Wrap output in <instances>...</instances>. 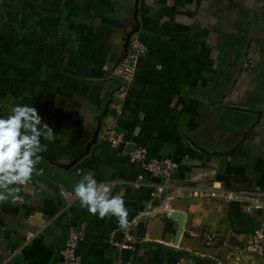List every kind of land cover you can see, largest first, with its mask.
I'll use <instances>...</instances> for the list:
<instances>
[{"label":"crops","instance_id":"obj_1","mask_svg":"<svg viewBox=\"0 0 264 264\" xmlns=\"http://www.w3.org/2000/svg\"><path fill=\"white\" fill-rule=\"evenodd\" d=\"M250 14L264 8L255 0H0V116L34 106L56 135L42 139L43 174L21 186L24 202L0 203V259L59 264L78 231V264H220L264 228V208L249 199L264 193V26ZM130 32L146 52L124 83L112 71ZM248 46L256 57L250 50L234 66L227 49ZM107 129L120 147L102 138ZM139 150L146 163L130 160ZM166 161L175 164L166 178L145 168ZM89 171L123 195L130 228L81 206L74 186ZM174 214L182 215L177 241ZM240 264L264 259L241 252Z\"/></svg>","mask_w":264,"mask_h":264},{"label":"clouds","instance_id":"obj_2","mask_svg":"<svg viewBox=\"0 0 264 264\" xmlns=\"http://www.w3.org/2000/svg\"><path fill=\"white\" fill-rule=\"evenodd\" d=\"M42 139L51 142L56 135L36 107L16 105L7 116H0V203L22 204L21 186L28 185L34 175L43 174V169L37 168L40 153L48 150ZM74 194L92 215L101 219L115 216L122 226L128 223L123 195H113L111 186L98 183L92 172L74 186Z\"/></svg>","mask_w":264,"mask_h":264},{"label":"built area","instance_id":"obj_3","mask_svg":"<svg viewBox=\"0 0 264 264\" xmlns=\"http://www.w3.org/2000/svg\"><path fill=\"white\" fill-rule=\"evenodd\" d=\"M145 52L146 43L139 37L132 35L127 45L126 56L114 67L112 76L122 80L124 83L131 82L136 75L138 63L144 56ZM102 138L108 140L114 148H118L122 145V141L112 130L107 129L104 136L102 135ZM130 160L132 162L139 161L141 163H146V152L144 150L131 152ZM145 168L149 172H158L166 178L175 168V164L172 161H166L165 166L160 168L156 163L149 162L148 164H145ZM163 188L164 186L161 185L157 187V190L161 192ZM60 192L63 194V191ZM261 198H264L263 192L253 194L249 199L264 204V202L261 201ZM148 209L151 210L152 207L148 206ZM130 224L131 223L128 222L123 228H130ZM125 231L127 233V230ZM203 235L206 244H214V240L210 236ZM80 241L81 236L78 231H70L68 233L62 248L59 250V264H78L76 251ZM241 252H247L264 259V228L256 229L252 233L246 235L245 239L241 241L239 251H232L226 259L220 260V264H240ZM0 264H6V261L0 259Z\"/></svg>","mask_w":264,"mask_h":264},{"label":"rangeland","instance_id":"obj_4","mask_svg":"<svg viewBox=\"0 0 264 264\" xmlns=\"http://www.w3.org/2000/svg\"><path fill=\"white\" fill-rule=\"evenodd\" d=\"M255 2H259L260 5L264 8V0H255ZM249 19H250V22H251V20L253 21L255 19V16L250 14L249 15ZM255 22H256L255 25L258 24V23H261L264 26V15L261 16L260 18L259 17H256ZM257 48H258L257 46L231 48L232 50L229 48V50L227 49V52H226L227 53V58L228 57L229 58H233L234 66L236 64H238L237 66H240V65L243 64V62H242L243 59L244 58H247V55L249 54V51L250 50H252L254 56L257 54ZM263 53H264V47H263ZM263 57L264 56H261V58H263ZM240 60H241V62H239ZM236 74H237V71L234 70V77H235Z\"/></svg>","mask_w":264,"mask_h":264},{"label":"water","instance_id":"obj_5","mask_svg":"<svg viewBox=\"0 0 264 264\" xmlns=\"http://www.w3.org/2000/svg\"><path fill=\"white\" fill-rule=\"evenodd\" d=\"M133 33H134V32H130V33L127 35V38H126V40H125V44H124V54H123V58L126 56L127 45H128L129 39H130V37L132 36ZM99 125H100V124H98V127H99ZM96 134H97V133H96ZM243 142H244V140H242V141L238 144L237 148L231 153V155L237 154V153H239V152L241 151L242 143H243ZM126 150H127V151H131V150H133V148H132V146H130V147H127ZM252 203H254L255 205H257V206H259V207H263V208H264V204L261 203V202H256V201L252 200ZM172 217H173L174 219L178 220V228H177L176 236H175V239H176V241H177L178 238H179V236H180V234H181V232H182V222H181V220H182V215L174 214V215H172ZM123 236H124L123 232H121V231H116V232L114 233V236H113L112 241L115 242V243H121V241H122V239H123Z\"/></svg>","mask_w":264,"mask_h":264}]
</instances>
